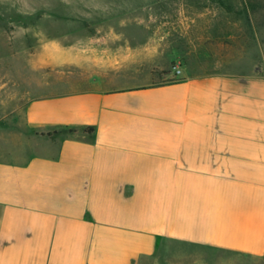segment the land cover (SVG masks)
Returning <instances> with one entry per match:
<instances>
[{"label":"crops","instance_id":"obj_1","mask_svg":"<svg viewBox=\"0 0 264 264\" xmlns=\"http://www.w3.org/2000/svg\"><path fill=\"white\" fill-rule=\"evenodd\" d=\"M32 2L0 0L11 37L47 38L26 29L39 10L59 22ZM107 6L75 3L67 33L30 52L25 68L67 69L74 88L0 131V264H159L185 245L264 257V74L188 64L153 84L176 52L141 46Z\"/></svg>","mask_w":264,"mask_h":264},{"label":"rangeland","instance_id":"obj_2","mask_svg":"<svg viewBox=\"0 0 264 264\" xmlns=\"http://www.w3.org/2000/svg\"><path fill=\"white\" fill-rule=\"evenodd\" d=\"M47 1H54L58 7L59 22L54 23L52 16L39 10L34 27L26 25V29L34 28L47 38L27 30L23 32L25 36L13 38L11 24L0 22V131L12 123L21 124L20 115L15 113L23 109L27 100L74 88L58 84L62 77L67 78V69L52 70L49 66L35 71L25 67L30 52L42 42L67 33L66 14L75 3L83 1L107 3L108 13L122 16L123 31L135 30L137 21L140 26L136 39L141 46L153 41L162 54L176 52L177 57L168 63V68L158 70L150 80L153 84L172 81L163 73L168 69V73L176 76L175 67L180 70L188 64L197 71L230 69L264 74V0H33L32 3L39 7ZM118 19L103 21L100 29H115ZM181 51L189 56L180 57ZM174 252L159 264H264V257L254 259L205 246H179Z\"/></svg>","mask_w":264,"mask_h":264},{"label":"trees","instance_id":"obj_3","mask_svg":"<svg viewBox=\"0 0 264 264\" xmlns=\"http://www.w3.org/2000/svg\"><path fill=\"white\" fill-rule=\"evenodd\" d=\"M87 129L88 130H92L91 128H87ZM68 132L73 133V132H75V130L74 129H69Z\"/></svg>","mask_w":264,"mask_h":264},{"label":"built area","instance_id":"obj_4","mask_svg":"<svg viewBox=\"0 0 264 264\" xmlns=\"http://www.w3.org/2000/svg\"><path fill=\"white\" fill-rule=\"evenodd\" d=\"M175 73L176 74H179L180 73V70L177 67H175Z\"/></svg>","mask_w":264,"mask_h":264}]
</instances>
